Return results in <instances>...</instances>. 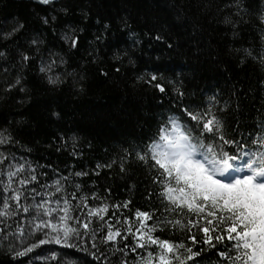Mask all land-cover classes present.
I'll use <instances>...</instances> for the list:
<instances>
[{
    "label": "snow or ice",
    "instance_id": "1",
    "mask_svg": "<svg viewBox=\"0 0 264 264\" xmlns=\"http://www.w3.org/2000/svg\"><path fill=\"white\" fill-rule=\"evenodd\" d=\"M36 2L55 11L54 0ZM221 4L224 6L216 5L218 22L233 37L239 34L240 25L253 23L259 41V45L254 39L248 47H232L229 55L236 56L242 64L252 61L264 68V8L253 10L248 0H221ZM211 7L210 3L204 4L205 11ZM61 11L67 13L68 8ZM41 19L49 26L57 21V15ZM123 24L130 27L127 20ZM103 27L107 30L109 25L105 23ZM23 28V23H15L9 31L0 33V40L16 36ZM82 31L69 26L61 39L69 49H76L78 32ZM152 39L170 50L178 47L159 31ZM42 43L38 37L29 42L35 54L40 55L43 78L57 87L64 80L54 69L65 61L50 55L44 62ZM6 56V51H0V59ZM18 56L20 70L4 90L10 92L18 87L19 92L27 93L22 73L33 56L19 50ZM122 57L133 63L127 52L113 58L123 63ZM114 71L119 73L121 68L116 66ZM101 74L109 76L103 69ZM136 81L173 96L172 106L167 113H161L155 130L139 144L125 149L120 157V173L128 171L125 165L130 159L147 170L151 186L145 199L152 205L149 210L136 208L131 216L125 215L123 210L129 208L130 199L109 203L108 197L85 192L75 181L89 175L87 171L64 175L56 169L49 179L46 172L38 174L31 162L18 160L10 147H0V247L13 260L28 257V264L36 260L45 264H110L109 257L117 252L121 254L119 264H203L205 259L212 264L210 252L216 264H264V118L255 123L252 131L241 132L239 119L234 121L235 127L227 122L225 113L230 105L221 104L218 93L194 104L185 101L187 91L182 80H166L162 73L153 71L137 76ZM258 83L264 90V79ZM239 108L237 103L235 110ZM60 139L67 143L63 136ZM72 140L75 143L74 137ZM16 144L19 141L4 128L0 146ZM115 163H97L93 174L99 175L98 169H111ZM41 176L46 178L43 182ZM166 231L172 238L156 234ZM121 241L122 247L118 246ZM42 246H59V250ZM74 253L80 255L71 259ZM130 253L134 256L130 257Z\"/></svg>",
    "mask_w": 264,
    "mask_h": 264
},
{
    "label": "trees",
    "instance_id": "2",
    "mask_svg": "<svg viewBox=\"0 0 264 264\" xmlns=\"http://www.w3.org/2000/svg\"><path fill=\"white\" fill-rule=\"evenodd\" d=\"M205 3L212 5L207 11ZM248 3L253 10L264 8V0ZM216 5L224 6L221 0H54L53 11V7L36 0H0V33L9 31L17 22L24 24L16 36L0 40V51L7 52L6 58L0 59V132L7 128L19 141L0 147H10L18 160L31 162L38 174L46 172L49 179L56 169L64 175L87 171L89 175L75 181L85 192L108 197L109 203L130 199L129 208L123 210L125 215L131 216L136 208L149 210L152 205L145 199L151 186L147 170L130 159L125 165L128 171L120 173V157L125 149L139 144L155 130L161 113H167L172 106L173 96L137 82V76L157 71L166 80H182L187 91L184 99L194 104L218 93L221 104L230 105L225 113L227 122L235 127L234 121L239 119L241 132L252 131L255 123L264 118V90L258 83L264 79V68L252 61L242 64L236 56L229 55L232 47H248L256 39L257 29L253 23L243 24L233 37L218 22ZM64 7L67 13L61 11ZM45 15H57V21L46 26L41 19ZM124 20L130 27L124 26ZM105 23L109 25L107 30ZM69 26L83 29L78 32L76 49H69L61 39ZM158 31L178 47L170 50L152 39ZM97 36L101 40H96ZM33 37L43 41L40 53L44 62L50 55L53 59L63 58L65 63L54 71L61 74L64 83L53 87L43 78L40 55L29 44ZM135 40L140 43L134 44ZM256 43L259 45L258 39ZM18 50L33 56L22 73L27 93L19 92L18 87L10 92L4 90L20 70ZM125 52L133 63L128 57H122L123 63L113 58ZM116 66L121 68L119 73L114 71ZM101 69L109 76H103ZM113 160L116 163L111 169L102 167L97 170L99 175L93 174L97 163ZM44 179L40 177L41 182ZM106 188L111 192H105ZM156 234L172 238L167 231ZM42 247L59 250V246ZM79 255L74 253L70 258ZM208 256L216 264L215 255L210 252ZM120 258L119 252L110 256V264H119ZM22 262L28 264V257L13 260L0 247V264ZM33 264L45 262L36 260ZM203 264H209V259Z\"/></svg>",
    "mask_w": 264,
    "mask_h": 264
}]
</instances>
